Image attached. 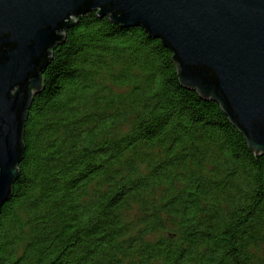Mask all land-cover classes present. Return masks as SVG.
Instances as JSON below:
<instances>
[{
    "label": "trees",
    "instance_id": "1",
    "mask_svg": "<svg viewBox=\"0 0 264 264\" xmlns=\"http://www.w3.org/2000/svg\"><path fill=\"white\" fill-rule=\"evenodd\" d=\"M51 51L0 264H264V156L169 49L88 12Z\"/></svg>",
    "mask_w": 264,
    "mask_h": 264
},
{
    "label": "water",
    "instance_id": "2",
    "mask_svg": "<svg viewBox=\"0 0 264 264\" xmlns=\"http://www.w3.org/2000/svg\"><path fill=\"white\" fill-rule=\"evenodd\" d=\"M88 12L159 39L180 84L215 102L250 151L264 156V0H0V212L51 50Z\"/></svg>",
    "mask_w": 264,
    "mask_h": 264
}]
</instances>
